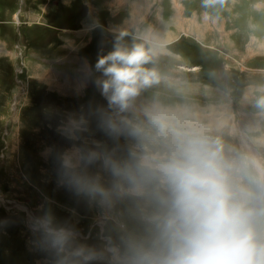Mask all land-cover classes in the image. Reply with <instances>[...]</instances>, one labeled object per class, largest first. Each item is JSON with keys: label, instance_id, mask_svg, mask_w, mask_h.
<instances>
[{"label": "rangeland", "instance_id": "374dc122", "mask_svg": "<svg viewBox=\"0 0 264 264\" xmlns=\"http://www.w3.org/2000/svg\"><path fill=\"white\" fill-rule=\"evenodd\" d=\"M19 3L0 0V264H40L29 250L26 218L45 198L60 218L74 211L89 243L96 242L101 210L58 188L55 166L42 152L68 146L57 124L106 106L94 65L121 33L122 46L137 41L151 50L148 67L161 77L137 98V109L153 102L186 109L227 152L264 159V111L255 107L264 95V7L255 5L264 0L214 8L202 0H22L17 12ZM128 207L117 213L132 226Z\"/></svg>", "mask_w": 264, "mask_h": 264}, {"label": "clouds", "instance_id": "9594fccd", "mask_svg": "<svg viewBox=\"0 0 264 264\" xmlns=\"http://www.w3.org/2000/svg\"><path fill=\"white\" fill-rule=\"evenodd\" d=\"M226 3L202 0L204 8ZM124 35L94 65L106 106L57 124L68 146L42 152L58 188L101 210L96 242L74 211L60 218L45 198L26 218L29 250L40 264H264V159L227 152L186 109L160 102L137 109L161 77L148 67L151 50L122 46ZM255 107L264 111V95ZM124 204L132 226L117 213Z\"/></svg>", "mask_w": 264, "mask_h": 264}, {"label": "crops", "instance_id": "0c3cea01", "mask_svg": "<svg viewBox=\"0 0 264 264\" xmlns=\"http://www.w3.org/2000/svg\"><path fill=\"white\" fill-rule=\"evenodd\" d=\"M130 27V26H129ZM136 31H134V32H131V34L132 35H135L134 33H135ZM137 37H138V35H137ZM153 39H155V38H153ZM158 39V38H157ZM146 40H148V41H150V39H148L147 37H146ZM151 43V42H150ZM153 43V42H152ZM136 44H137V41H136ZM153 44H155V43H153ZM151 46H152V44H150ZM155 46V45H154ZM153 52H155V54L156 55H163V56H166V51H164V50H159V51H157V50H153ZM82 55H84V57H87V54L85 53V51L83 50V52L81 53ZM74 60H76V59H74ZM261 114H262V112H260ZM250 114V116H253V115H258L259 113H257V112H251V113H249ZM252 119V121H254V118H251ZM252 124V123H251ZM261 125V124H260ZM262 127V126H261Z\"/></svg>", "mask_w": 264, "mask_h": 264}, {"label": "bare ground", "instance_id": "6f19581e", "mask_svg": "<svg viewBox=\"0 0 264 264\" xmlns=\"http://www.w3.org/2000/svg\"><path fill=\"white\" fill-rule=\"evenodd\" d=\"M4 201L10 203L11 205H14L15 207H18L20 209H26V207L23 206V204H20V203H17V202H10V201H7V199H5V197L3 198ZM29 211V210H28ZM31 212V211H29Z\"/></svg>", "mask_w": 264, "mask_h": 264}]
</instances>
